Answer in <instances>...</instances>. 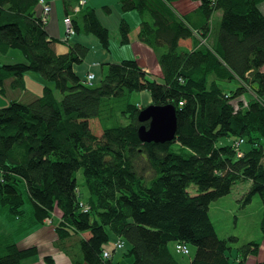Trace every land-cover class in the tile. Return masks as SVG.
Returning a JSON list of instances; mask_svg holds the SVG:
<instances>
[{
  "label": "trees",
  "instance_id": "trees-1",
  "mask_svg": "<svg viewBox=\"0 0 264 264\" xmlns=\"http://www.w3.org/2000/svg\"><path fill=\"white\" fill-rule=\"evenodd\" d=\"M119 1L122 12L139 14V40L158 53L161 79L125 59L107 65L95 86L76 72L91 46L67 34L69 50L59 54L62 40L49 35L41 0H0V54L16 49L25 60L0 65V93L25 94L30 72L45 83L41 96L0 109V219L9 226L0 234V264L38 255L37 246L21 248L16 239L54 223L58 209L55 243L71 264H120L104 259L117 252L111 233L134 264H247L262 245L249 242L231 260L210 207L248 182L243 204L259 195L264 210V0H199L194 16L180 14L175 0ZM64 3L74 35H94L109 53L111 31L97 11ZM132 30L122 18L119 44L130 43ZM145 91L153 105L176 107L175 140L139 139L145 108L131 100ZM261 221L264 235V213ZM178 243L194 251L190 261L178 257ZM45 260L54 264L50 255Z\"/></svg>",
  "mask_w": 264,
  "mask_h": 264
},
{
  "label": "crops",
  "instance_id": "crops-1",
  "mask_svg": "<svg viewBox=\"0 0 264 264\" xmlns=\"http://www.w3.org/2000/svg\"><path fill=\"white\" fill-rule=\"evenodd\" d=\"M46 2L51 6V13L49 14L50 17L47 23V31L50 36L54 37L55 39L62 40V42L57 44V52L59 54H66L69 50V46L64 42L67 40V26L65 25L66 20V13H65V3L64 0H46ZM75 3L74 7L76 10L79 8L86 9L87 7L94 8L99 16V19L102 24H104L110 31H113L116 36H114L113 42L111 44L115 46V50L111 48V51L108 53L103 50L102 45H100L98 39L94 35H73L70 37L69 42L76 43L81 42L84 45L91 46V52L88 55L85 63L76 67V72L78 73L79 77L83 79H87L86 77L90 75V73L95 74V81L101 80L104 74L107 72V65L112 63H119L125 59H136L139 64L143 67V69L150 75L152 78L161 79L162 75V68L159 64L158 53L155 52L151 47H149L145 43H141L139 40V24H140V17L138 18L136 12L131 13H124L121 10V3L119 0H72ZM82 2L84 4L82 5ZM174 5L176 9L180 12V14H192L195 10L198 9L200 6L199 0H175ZM103 7H111L112 14L109 16L103 12ZM260 8L264 14V2L260 4ZM43 11V8H42ZM195 14H192L194 16ZM217 16H221L220 13ZM124 18L130 25L133 27L132 34L130 36V43L128 45L119 44L120 36L118 33V28L120 25V20ZM188 48H192V43L187 46ZM12 53L9 52L5 55ZM15 57H20L22 59L21 54H15ZM26 92H32L31 99L36 98L39 96V93H34L30 91L28 88V80L31 75H26ZM36 78V77H34ZM134 104H137L139 107L149 106L152 104V98L150 97L148 92L143 93H135L132 96ZM54 217L61 220V214L57 215L54 214ZM54 223H49V221L45 222L44 225L36 227L35 230L29 231L22 236L16 239V242L19 244L21 248H28V247H38V256L34 257V259H30L28 264H50L45 260V254L40 253V249L42 245H54L55 239L57 238L56 231L54 230ZM34 229V228H33ZM88 235V234H87ZM48 251L50 249L48 248ZM46 251V252H48ZM54 255H50L53 257L54 264H71L73 259L66 253L56 251ZM115 254L112 256V260L116 263ZM119 263V262H118Z\"/></svg>",
  "mask_w": 264,
  "mask_h": 264
},
{
  "label": "rangeland",
  "instance_id": "rangeland-1",
  "mask_svg": "<svg viewBox=\"0 0 264 264\" xmlns=\"http://www.w3.org/2000/svg\"><path fill=\"white\" fill-rule=\"evenodd\" d=\"M139 18V14L136 12V14ZM111 42L110 45L113 42L114 36L116 34L111 31ZM119 36V32L117 33ZM111 48L115 50V46L112 45ZM110 48V49H111ZM20 54L19 50L14 49L12 53L8 55H1L0 54V65L4 64H15L16 62H24L25 60H20L18 57H15V54ZM28 75H31L30 78H27L28 80V89L30 91H33L34 93H39V96L42 95L43 93V88L45 86V83L43 79H41V76L37 73H28ZM27 77V76H26ZM36 77V78H34ZM103 79V78H102ZM102 79L96 81L94 83L95 86H99ZM233 88H235L237 85L233 84ZM32 92H27L25 94H22L21 92H14V91H8V93L4 96L0 93V109L6 108L9 106L12 100L18 98L22 102H29L31 100V94ZM58 96H60V92L57 93ZM133 102V99L131 100ZM134 103V102H133ZM93 132L101 136L103 134V131L101 130V126L99 121L93 119V122L91 124ZM229 142L230 140L227 139ZM246 145V144H245ZM245 145H243L242 149H245ZM78 186H79V191L81 193V199L82 201L86 202L89 199V190L87 186L85 185L84 182V175L83 171L80 170L78 173ZM250 184L241 182L238 183L234 188L233 192L230 195H227L226 197L216 200L214 203H212L210 207V216H211V221L214 223L216 233L219 234V237L221 239L229 240V244L232 247V251L229 252V255H231V260L237 258V252L239 248L249 244V242H256L260 243L262 247L260 248V251L257 256L250 257L249 261L247 264H256L257 262L264 261V235L263 232H261V219L262 215L264 213L263 210V204L262 200H260L259 195L255 196L253 198L252 203H249L248 205H244L241 198L243 195L248 191ZM25 199H28V195L25 193ZM27 206H32L31 201L27 203ZM57 215L61 214V211L58 209L56 210ZM55 224L59 222V219L54 217ZM51 224V223H50ZM34 228L33 230H35ZM32 231V230H31ZM9 232V226L7 223L2 222L0 219V234ZM230 238H235L237 241L233 242L230 240ZM111 242L112 243H117L118 239L111 233L110 236ZM48 248L50 251H48ZM60 251V248L57 246V243L54 245H48L44 244L42 245L40 249V253L45 254V255H54L56 251ZM128 246L125 245L124 248L118 250L115 253L116 257V263L120 264H134V260L132 257L126 256L128 252ZM192 250V249H191ZM48 251V252H46ZM74 253H79L78 249L75 250L73 249ZM72 250H70V253H73ZM76 251V252H75ZM194 251L192 254L189 256H178L182 262L186 263L190 261L193 258ZM37 258L40 257V255ZM34 256V257H36ZM72 258V256H70ZM34 259V258H31ZM73 259V258H72ZM30 260V259H28ZM25 260L23 264H28L30 261Z\"/></svg>",
  "mask_w": 264,
  "mask_h": 264
},
{
  "label": "water",
  "instance_id": "water-1",
  "mask_svg": "<svg viewBox=\"0 0 264 264\" xmlns=\"http://www.w3.org/2000/svg\"><path fill=\"white\" fill-rule=\"evenodd\" d=\"M138 119L142 123L138 129V136L143 143L158 144L175 140L178 132V117L176 107L173 105L151 104L140 112Z\"/></svg>",
  "mask_w": 264,
  "mask_h": 264
},
{
  "label": "built area",
  "instance_id": "built-area-1",
  "mask_svg": "<svg viewBox=\"0 0 264 264\" xmlns=\"http://www.w3.org/2000/svg\"><path fill=\"white\" fill-rule=\"evenodd\" d=\"M40 4L43 6L44 21H48L49 16H50L49 14L51 13V6L46 2V0H41ZM65 25L67 26V34L74 35V29L71 25V20L69 18H66ZM95 79L96 78H95L94 74H90L88 76L89 83H92ZM124 246H125V242L123 240H120L116 243V250H120ZM175 247H176V250L179 254L180 253H184V254L186 253L189 255L191 254V249L186 244L183 245V244L178 243V244H176ZM110 257H111V252L106 251L104 253V259L107 260V259H110Z\"/></svg>",
  "mask_w": 264,
  "mask_h": 264
},
{
  "label": "bare ground",
  "instance_id": "bare-ground-1",
  "mask_svg": "<svg viewBox=\"0 0 264 264\" xmlns=\"http://www.w3.org/2000/svg\"><path fill=\"white\" fill-rule=\"evenodd\" d=\"M83 4H84V2H82V5H83ZM77 10H79V8H78ZM90 74H93V73H90ZM94 75H95V74H94ZM86 211H87V209H86ZM48 221H49V223H52L51 220H48ZM124 242H125V241H124ZM125 245H126V243H125ZM175 246H176V245H175ZM124 247H125V246H124ZM124 247H123V248H124ZM121 249H122V248H121ZM117 251H118V250H117ZM180 254H181L182 256H188V255H189V254H186V253H185V254H184V253H180ZM111 257H112V255H111ZM111 257H110V258H111Z\"/></svg>",
  "mask_w": 264,
  "mask_h": 264
}]
</instances>
